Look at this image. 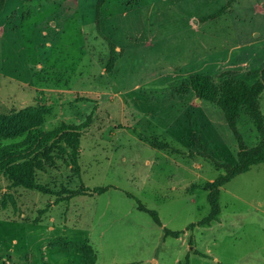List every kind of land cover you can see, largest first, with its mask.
<instances>
[{"label": "rangeland", "instance_id": "374dc122", "mask_svg": "<svg viewBox=\"0 0 264 264\" xmlns=\"http://www.w3.org/2000/svg\"><path fill=\"white\" fill-rule=\"evenodd\" d=\"M96 1L6 0L0 12V112L48 110L30 135L84 126L76 167L61 142L41 158L36 180L50 193L0 176V261L80 264L54 244L87 240L95 264H264L263 164L221 186L217 219L199 225L211 209L205 185L225 172L215 162L237 164L238 144L222 110L188 84L226 71L260 79L264 0L206 20L226 0H105L99 28ZM259 105L264 116V89ZM236 125L255 146L244 110Z\"/></svg>", "mask_w": 264, "mask_h": 264}, {"label": "trees", "instance_id": "16d2710c", "mask_svg": "<svg viewBox=\"0 0 264 264\" xmlns=\"http://www.w3.org/2000/svg\"><path fill=\"white\" fill-rule=\"evenodd\" d=\"M5 1L0 0V12ZM234 1L226 0L220 9L207 17H203L202 20L215 18L223 14L231 8ZM104 2L105 0H97L95 4V24L97 28L100 24V9ZM113 62V55L111 54L106 71H110ZM188 84L196 97L208 101L222 110L227 126L238 144V163L230 166L216 161L215 163L219 168H225V172L205 185V189L208 190V201L211 209L209 214L199 221V225H203L216 220L220 213L218 200L221 186L234 176L248 171L252 165H264V116L259 105V95L264 89V67L260 71V79L252 84L235 78L230 71L223 72L216 80L207 74H192L188 78ZM241 110H244L257 131L258 142L255 146H246L237 128L236 120ZM47 112L48 110L38 106H27L11 113L0 112V139H14L26 134L20 142L0 145V176L4 175L13 186H22L42 193H50L48 187L36 180L35 170L43 168L44 164H42L41 158H48L53 144H59L60 142L64 144L68 149L61 145V150H68L72 161L71 165L74 167L77 165V156L80 149L79 130L84 126L62 124L53 130H39L30 135L43 123ZM191 138L196 144L203 146L198 133L193 132ZM48 142L49 145L46 146ZM150 144L158 148L162 146L159 142L150 141ZM73 194L75 193L73 192ZM139 208L148 212L154 221L161 225L154 210L143 205H139ZM164 232L165 235L173 237H178L183 233V231H170L168 229H164ZM54 247H58L62 251L78 253L80 264H95L96 262L95 250L87 240L55 242ZM0 264L5 263L0 261Z\"/></svg>", "mask_w": 264, "mask_h": 264}]
</instances>
